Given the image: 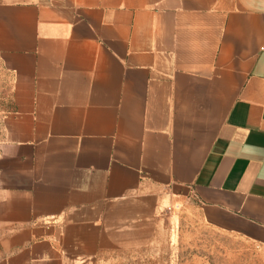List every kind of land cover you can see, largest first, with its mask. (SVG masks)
Returning <instances> with one entry per match:
<instances>
[{
    "label": "crops",
    "instance_id": "crops-1",
    "mask_svg": "<svg viewBox=\"0 0 264 264\" xmlns=\"http://www.w3.org/2000/svg\"><path fill=\"white\" fill-rule=\"evenodd\" d=\"M0 76V264H264V0H0Z\"/></svg>",
    "mask_w": 264,
    "mask_h": 264
},
{
    "label": "rangeland",
    "instance_id": "rangeland-1",
    "mask_svg": "<svg viewBox=\"0 0 264 264\" xmlns=\"http://www.w3.org/2000/svg\"><path fill=\"white\" fill-rule=\"evenodd\" d=\"M4 91V80L0 76V135L2 111L8 107ZM192 226L185 223L180 231H176L179 238L176 248L171 233V239L165 241L164 247L156 246L149 251V255L135 257L130 264H260L250 245L232 240L207 239L203 231Z\"/></svg>",
    "mask_w": 264,
    "mask_h": 264
}]
</instances>
